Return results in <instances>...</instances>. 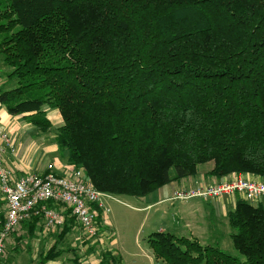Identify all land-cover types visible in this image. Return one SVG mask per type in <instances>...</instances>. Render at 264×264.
Segmentation results:
<instances>
[{"label":"trees","instance_id":"1","mask_svg":"<svg viewBox=\"0 0 264 264\" xmlns=\"http://www.w3.org/2000/svg\"><path fill=\"white\" fill-rule=\"evenodd\" d=\"M0 57L16 83L0 104L40 133L57 110L55 143L96 190L142 198L207 163L215 182L264 181V0H0ZM226 217L239 256L157 232L155 261L264 264V205L237 197ZM42 222L21 225L34 238ZM76 226L68 217L38 264Z\"/></svg>","mask_w":264,"mask_h":264},{"label":"rangeland","instance_id":"2","mask_svg":"<svg viewBox=\"0 0 264 264\" xmlns=\"http://www.w3.org/2000/svg\"><path fill=\"white\" fill-rule=\"evenodd\" d=\"M9 73L10 70L5 67L0 57V90L6 91L16 87V83L10 80ZM46 115L53 124L52 131L48 133H40L22 116L14 121L23 136L18 146V154L33 163L34 168L35 164L37 166L40 164L45 168L52 166L54 171L62 172L63 168L68 166L67 152L60 151L55 143L56 130L62 125V118L57 110L47 109ZM8 132L14 135L17 130L12 131L9 128ZM28 141L32 142V151L36 150L37 146L42 147L41 145L54 147L57 151L43 148L46 153L50 152L40 161V156L37 158L27 151ZM212 168L213 163L200 165L198 175ZM192 180L191 183H193ZM236 199L237 197L233 204L221 210L216 208L212 212L213 215L202 201L192 202L195 199L171 200L174 203L168 202L162 205L157 204L156 195L151 194L145 198L116 197L109 199L106 205L109 212L99 225L100 230L97 235L88 238L83 230L76 226L60 245L64 254L54 263L49 264H160L155 261L148 243L149 237L157 232H168L176 237L195 239L203 246L217 245L225 253L239 256L233 247L230 237L233 231L226 217L228 211L233 209ZM196 203L200 207L195 213V207L190 208V206ZM190 212H194L193 216L189 215ZM41 226L42 228L37 230L34 238L29 237L22 225L10 235L6 242L5 264H38L40 254L46 252L54 244L60 232L59 229H46L44 224ZM16 246H18V252L15 250ZM106 253H109L108 258L113 257L115 261L106 258Z\"/></svg>","mask_w":264,"mask_h":264},{"label":"built area","instance_id":"3","mask_svg":"<svg viewBox=\"0 0 264 264\" xmlns=\"http://www.w3.org/2000/svg\"><path fill=\"white\" fill-rule=\"evenodd\" d=\"M16 144L9 132L0 127V194L5 201V222L0 225V264L4 263L6 242L11 233L33 215L41 216L46 229L62 228L69 218H74L89 238L99 232V215L104 219L109 209L107 200L113 196L93 188L83 171L65 166L62 172H32L16 176L6 166L5 155L15 154ZM239 197L258 206L264 205V181L238 174L207 185L181 187L172 201L220 200ZM102 212L99 213V210Z\"/></svg>","mask_w":264,"mask_h":264},{"label":"crops","instance_id":"4","mask_svg":"<svg viewBox=\"0 0 264 264\" xmlns=\"http://www.w3.org/2000/svg\"><path fill=\"white\" fill-rule=\"evenodd\" d=\"M18 117H21V116H12V115H10L7 112L6 108L3 107L0 104V127L6 129L7 131L9 130V128H11L12 131H16L17 130V133H14V135L10 134L11 137L13 138L15 144H16V153L15 154H6L5 155V164H6V166L9 167L10 169H12L15 172L16 176H22V175H25L26 173H32V172H40V173L47 172V167L45 168V167H42L40 164H38V166L35 164L36 167L34 168L33 167V163L29 162L28 160H26L25 157H22V155L18 154L19 153L18 146H19L20 141L23 138V136L18 131L19 128H17V124L14 123V121H16V119H19ZM29 141L26 144L27 145L26 146L27 147V151L31 152L33 154V156H36L37 158H38V156H40L39 157L40 161L51 150H53L54 152L57 151L54 147L50 148L47 145H41L42 147L37 146L36 150L32 151L31 148H32L33 145H31L32 142H29ZM43 148H46V150H50V151H47V153H46L43 150ZM63 166H65V165H63ZM208 172L209 171H204L203 173L197 175L196 177L191 178L189 180H186L184 182L171 183V184L161 188L160 190L152 193L151 195H156V203L159 204V205L166 204L168 202L174 203V202L171 201V197L173 196V193L177 189H179L181 187H190V186H192L191 184H194V185H198V184L207 185V184L214 183L215 180L208 179L206 177V174ZM191 180L193 181V183H191ZM212 181H214V182H212ZM198 182H200V183H198ZM145 197H142V198H145ZM234 200H235L234 198H225V199H222V200H216V201L209 202V201H203V200L195 199L192 202H194V201H197V202L198 201H202L204 206H207V208L210 211L211 215H213L212 212L216 208L221 210L222 208H225L227 205L233 204ZM192 207H195V213H196V210L199 209L200 206H198V203H196V204H193V205L190 206V208H192ZM5 210H6L5 201L3 200V197L0 194V212H5ZM192 214H194V212H190L189 213V215H192ZM52 263H54V262H52Z\"/></svg>","mask_w":264,"mask_h":264}]
</instances>
